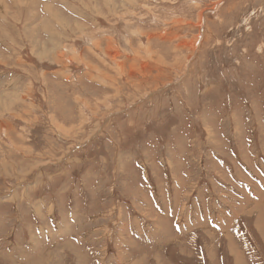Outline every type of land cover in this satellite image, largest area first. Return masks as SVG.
Wrapping results in <instances>:
<instances>
[{
	"label": "rangeland",
	"instance_id": "374dc122",
	"mask_svg": "<svg viewBox=\"0 0 264 264\" xmlns=\"http://www.w3.org/2000/svg\"><path fill=\"white\" fill-rule=\"evenodd\" d=\"M0 264H264V0H0Z\"/></svg>",
	"mask_w": 264,
	"mask_h": 264
}]
</instances>
